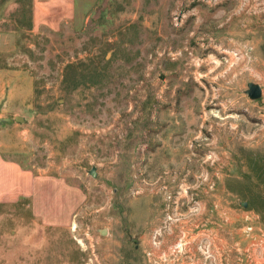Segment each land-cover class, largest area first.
<instances>
[{
  "label": "rangeland",
  "instance_id": "rangeland-1",
  "mask_svg": "<svg viewBox=\"0 0 264 264\" xmlns=\"http://www.w3.org/2000/svg\"><path fill=\"white\" fill-rule=\"evenodd\" d=\"M76 4L51 30L0 0L34 82L0 152L45 179L43 221L0 210V264H264V0Z\"/></svg>",
  "mask_w": 264,
  "mask_h": 264
},
{
  "label": "crops",
  "instance_id": "crops-1",
  "mask_svg": "<svg viewBox=\"0 0 264 264\" xmlns=\"http://www.w3.org/2000/svg\"><path fill=\"white\" fill-rule=\"evenodd\" d=\"M10 7L20 0H8ZM6 3V2H5ZM77 14L76 0H31V22L33 29L40 27L57 30L63 23L72 21ZM7 49H0V119L7 123L3 109L29 105L34 82L30 72L17 63H11ZM15 115V114H14ZM13 115V116H14ZM12 116V119L14 118ZM45 188V179L19 164L3 158L0 152V210L28 199L34 220L43 221L44 214L39 206ZM42 215H41V214ZM45 218V216H44Z\"/></svg>",
  "mask_w": 264,
  "mask_h": 264
},
{
  "label": "water",
  "instance_id": "water-1",
  "mask_svg": "<svg viewBox=\"0 0 264 264\" xmlns=\"http://www.w3.org/2000/svg\"><path fill=\"white\" fill-rule=\"evenodd\" d=\"M245 93H246V95L248 96L249 99H251V100H257L262 95V89H261V86L259 84L250 82V83L247 84V90L245 91ZM14 120L16 122H20V123L21 122H24V120L21 117H19V116H16L14 118ZM89 174L91 176L95 177V175H96L95 169L92 168L89 171ZM241 205L243 207H246L247 204L245 202H243ZM99 233H100V235H105L106 234V230L103 229V230L99 231Z\"/></svg>",
  "mask_w": 264,
  "mask_h": 264
}]
</instances>
